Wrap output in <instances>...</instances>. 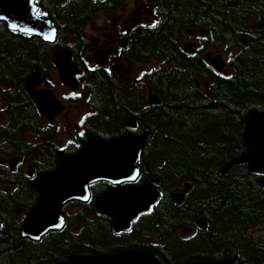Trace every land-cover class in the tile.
Wrapping results in <instances>:
<instances>
[{
  "label": "trees",
  "instance_id": "1",
  "mask_svg": "<svg viewBox=\"0 0 264 264\" xmlns=\"http://www.w3.org/2000/svg\"><path fill=\"white\" fill-rule=\"evenodd\" d=\"M124 1L112 0L109 4L122 5ZM38 2L41 11L48 14L45 18L57 30L54 43L13 32L7 24L0 23V108L3 109L0 140L6 139L2 145L7 149L13 145L15 152H19L18 143L26 132H43L44 119L28 97L25 83L37 68L45 77L52 67L54 51L67 50L83 72L82 83L88 87L96 85L97 89H90V93L96 95L99 91L107 97L102 102L94 100L98 119L89 125V133L97 135L102 119L110 120L109 116H102V103L108 105L111 117L116 111L121 117L127 113L124 109L130 111V117L149 130L142 158L137 163L139 182L158 179L156 188L161 192L156 207L133 224L132 236L114 234L108 217L97 214L91 204L80 206L70 214L69 222L81 223L86 213V229L70 237L74 241L70 253L108 256L138 249L154 253L163 264L220 261L234 256L238 257L235 264H264V237L249 235L264 224V188L260 175L250 172L247 165H237L222 173L228 162L246 151L243 140L246 115L253 110L264 112V0H141L140 5L151 8L157 26L137 27L126 52L136 61L158 64L141 80L100 70L91 73L77 60L82 53L79 41L84 36V26L97 10H105L108 4L99 8L100 4L93 0ZM86 5L91 8L83 10ZM187 28H206L214 44L221 42L228 50L239 48L237 54L229 56L228 74L213 70L203 57L184 54L180 39ZM145 41L144 47L149 45V51L134 50V44ZM140 53L148 56L140 58ZM147 89L153 95L149 113L143 108L140 112L128 107L115 95L116 90L126 91L128 101H138L132 93H144ZM6 118L9 121L3 123ZM118 132L109 133L105 141L119 136ZM0 154L4 158L5 154ZM12 155L10 152L9 156ZM185 184H190L191 189L184 201L177 204L173 194ZM99 185L104 191L111 188L106 182ZM198 220L208 225L206 230L196 226ZM144 221L148 224L141 227ZM181 227H190L191 233L183 235ZM165 228L176 235L167 240ZM109 229L114 238L109 237ZM143 230L152 234L147 247L120 240L137 238L134 233L141 234ZM10 235L0 234V264H16V259L25 261L28 256L27 252L17 253L25 246H19L14 234ZM167 243L170 248L164 249Z\"/></svg>",
  "mask_w": 264,
  "mask_h": 264
},
{
  "label": "water",
  "instance_id": "2",
  "mask_svg": "<svg viewBox=\"0 0 264 264\" xmlns=\"http://www.w3.org/2000/svg\"><path fill=\"white\" fill-rule=\"evenodd\" d=\"M35 2L36 0H0V17H6L0 20H4L10 29L11 24H17L20 29L34 28L31 35L42 38V34L37 35L36 33L41 30L45 34L54 33L52 41L46 40L54 42L57 35L56 28L46 18L37 20L33 9H39V7ZM201 33L203 34L204 31ZM189 48L186 46L187 50ZM53 62L59 69L60 81L75 88L77 82L74 76L80 74L81 71L72 63L71 53L66 50H57L53 55ZM212 63L219 71L224 67L221 57L213 59ZM41 84L38 69L26 82V88L40 112L51 121L52 116L60 113L63 106L54 98L51 91L35 93L34 89ZM127 124L134 125L131 122ZM145 140L146 135L142 137L127 135L109 142L90 139V143L86 144L75 156L64 157L61 153L58 169L41 176L33 183L41 198L38 205L28 213L25 219L24 236H27L29 230L36 226L39 230L31 238L39 237L50 229L62 228L65 223L61 214L62 206L74 198L86 201L83 197H88V185L101 180L116 185V188L94 201L96 212L112 220L115 232L129 230L137 216L148 211L158 200L159 193L153 187L157 184V180L127 187L121 186V183H113V181H132L127 180V177L131 175L138 177L139 171L135 167V161L140 158ZM244 143L246 152L228 162L222 168V172L226 173L237 165H247L250 172L261 175L260 183L264 187V112L254 110L246 116ZM95 161L97 164L94 163ZM188 190L189 185L187 184L183 192L174 194V201L177 204L182 203ZM197 226L205 228L206 223L201 220L197 222ZM236 261L237 257L218 262L193 264H235ZM59 264H162V262L153 253L130 250L101 257L72 255L67 261Z\"/></svg>",
  "mask_w": 264,
  "mask_h": 264
},
{
  "label": "flooded vegetation",
  "instance_id": "3",
  "mask_svg": "<svg viewBox=\"0 0 264 264\" xmlns=\"http://www.w3.org/2000/svg\"><path fill=\"white\" fill-rule=\"evenodd\" d=\"M126 2L127 0L123 5H114L105 10H97L93 14V17L87 21L86 25L89 31L88 33L85 32V37L81 38L80 41L83 43L87 40L88 42H94L96 47L99 48L97 51L80 53L77 60L89 72L92 73L97 70L105 72L104 69L106 68L111 71H116L120 64L127 65L128 70L131 71L135 64H139V62H135V60L132 59V55L126 52V49L131 39L132 31H134L137 26L149 24L147 21L148 17L147 13H139L138 9L137 11L134 10V8L136 9L134 0H129L128 4L125 5ZM99 20L103 23V30L100 33V37L93 40L91 33L93 32L92 30L97 29V25L92 26V24ZM194 37H196V35ZM145 43L146 41L134 44V50L149 51V45L144 47ZM192 43L195 45L193 52H199L198 42ZM140 44L143 45V48L140 47ZM94 55L95 57H93ZM143 56L147 57L148 54H139L140 58ZM89 66L97 67L98 69L95 70L89 68ZM64 88L66 100H62L60 97L58 99L64 104L65 110L61 114L55 115L53 122L47 121L44 118L48 124L45 122L43 123L42 133H33V135L29 137L27 143H32L31 146H23V141L18 143L22 153H24L26 157L23 158V155H21L20 161L18 158L13 157L15 161H13L12 164L10 157H8L5 158L8 160L7 163L0 164V170L5 169L3 173H0V182L3 179L6 181V184L0 183V200L10 199L8 202L0 201V225L4 226L0 228V234L5 237H11L12 235L10 234H14L18 239L17 244L25 246L23 254L30 251V259L32 260L28 262L32 264H58L66 261L69 256L67 254H71L69 249L72 247V243L68 244V240L71 236L81 234L82 229L85 228L87 224V214L84 213L81 223H76L71 227L62 229H50L42 234L39 240L29 239L23 236L24 220L27 214L40 200V194L32 188V182L39 175L41 176L37 171H41L44 168H49V172L55 170L59 164L60 152L65 156L77 155L80 150L90 142L91 137L105 140L106 135L116 132L121 128V133H133L132 131H134L135 133L133 134H141L146 130L143 128V125H140V128H138L139 123H142L130 117L131 112L127 109H124L127 113L124 112L125 114L122 117L121 113L117 111L116 113L114 112L111 117L107 109L108 105L102 103V116H109L112 120L107 122L105 119H102L100 125L97 126V135H91L89 133V117L92 116L94 120H97L98 113L95 112L91 106L92 101L89 89L96 90V85L83 88L79 82V87L76 91L69 90L65 86ZM73 92L78 95L73 96ZM102 96L106 97V95L101 93L97 95L99 99H101ZM141 104L142 103H139L137 105ZM74 111L75 116L73 117ZM130 119H134L135 121V126L132 129L127 125V122L125 124V121H129ZM5 147L7 146H0V153L9 154L13 151L11 148L7 149ZM17 153L19 155V152ZM51 161L53 162V166H48ZM20 163L22 164L20 165ZM8 167L10 169H6ZM7 176L10 178H7ZM21 178L24 181H21ZM124 185L127 186V183ZM109 187L111 188L104 191L99 184H92L90 187L91 197L89 201L82 203L78 200H71L67 204H72L75 210L84 204H91L94 207L93 200L113 189L112 185H109ZM20 210H22V212H20ZM68 210H64L66 221H70V212ZM53 235H58L59 242L62 243L66 250L64 255L56 259H54L55 255L53 254L54 249L51 248V243L54 244V242L51 241L50 238ZM141 237L146 238L143 234H141ZM127 239V237L120 238V240L124 241Z\"/></svg>",
  "mask_w": 264,
  "mask_h": 264
},
{
  "label": "rangeland",
  "instance_id": "4",
  "mask_svg": "<svg viewBox=\"0 0 264 264\" xmlns=\"http://www.w3.org/2000/svg\"><path fill=\"white\" fill-rule=\"evenodd\" d=\"M86 7L87 6H83L82 7V9L83 10H86ZM134 10L135 11H137V9H135L134 8ZM97 29H94V30H92L93 32L91 33L92 34V36H93V40L94 39H97V38H99L100 37V33L102 32V30H103V23H102V21H98V23H97V27H96ZM188 30H192V28H187ZM97 30V31H96ZM264 30V29H263ZM185 35L186 34H184V32H183V34H182V36H181V39H180V43H181V45H184V44H186V42L188 41V40H192V42H196V40H198L196 37H187V38H185ZM191 38H193V39H191ZM209 39H211L210 37H209ZM199 41V40H198ZM94 47H96V45H94V44H92V42L90 41L89 43H87L86 44V48L87 49H89V50H93V51H97V49L96 50H94L93 48ZM183 47V46H182ZM207 50H209V51H211L213 54H215L216 56H219V55H221L222 56V58L224 59V60H227L228 59V53H233V54H237L238 53V49L239 48H234V49H232V50H228L227 49V47L226 46H224L221 42H217L214 46H213V44H212V40L207 44ZM191 48H193V47H191ZM197 52V51H196ZM198 54H199V52H198ZM157 65V62H154L153 64H151V65H141V64H136L134 67H133V69L131 70V71H129L128 70V66L127 65H124V64H120L119 65V67H118V70L120 71V73L122 74V75H124V76H126V77H128V78H130V77H134L140 70H145V69H150L149 67H153V66H156ZM226 71H224V73H225ZM43 78V73H41V75H40V79H42ZM47 79L51 82V83H53V86H55V90H54V92H55V94H56V96L59 98V97H61L62 96V94H64V91H65V88H63V86L60 84V82H59V78H58V71H57V69L55 68V67H53V68H50L49 70H48V72H47ZM60 85H61V87H60ZM40 89H43V88H40ZM103 94L102 92H99V91H97V94H96V96H94V98H93V101H92V103L93 104H95L94 103V100L96 99V100H98V102H102V100H105V97H101V99H99L98 97H97V95L98 94ZM125 93H126V91H125ZM116 94H117V97L119 98V93H118V90H116ZM135 94V92H133L132 93V95H134ZM126 95H128L127 93H126ZM138 104V103H137ZM75 116V111L73 112V117ZM92 120L93 119H91L90 121H89V125H92ZM112 119H110V120H108V121H111ZM126 122H129L128 120H126L125 121V124H126ZM117 133V132H116ZM119 133V132H118ZM33 135V134H32ZM32 135H28L27 137H26V140H28L29 141V137L30 136H32ZM146 135V140H145V142L147 141V139H148V136H149V132H143V133H141L138 137H142V136H145ZM121 137H124V135L123 136H118L117 138H121ZM145 142H144V145H145ZM11 148H13V151L12 152H15L16 151V147L15 146H13L12 145V147ZM19 151H21L22 152V150H21V148H20V150ZM16 156V158L18 157V155L16 154L15 155ZM48 166H53V162L51 161L49 164H48ZM143 182V180L141 181V183ZM158 184H159V181H158V183H157V186H158ZM157 191H158V189L155 187V186H153ZM66 209L68 210L69 209V211H72V212H74V211H76L75 210V208H74V206H71V205H67L66 206ZM111 220V219H110ZM198 221H201V220H198ZM203 221V220H202ZM196 223V222H195ZM111 224H113V222H112V220H111ZM148 224V222H146V221H144L140 226L141 227H143V226H146ZM181 224H179V225H177V226H175V227H179ZM207 224H206V227L205 228H200L201 230H206L207 229ZM181 230H184V231H189V232H191V228L190 227H181L180 228V231ZM110 233H109V237L110 238H114L113 237V234H112V232H111V230L109 229L108 230ZM137 233V235H138V237L137 238H132V239H127V241L126 242H128L129 244L132 242V244H143L145 247H147L148 245H149V243H150V241L148 240V238L146 237V238H144V237H141V234H140V231H136L134 234H136ZM170 234V235H169ZM172 234H173V236H175L176 235V232L175 231H173L172 230V232H170V231H168L167 230V228H165L164 229V236L166 237V239L167 240H170L171 239V237H172ZM250 235L253 237V238H260V237H264V224L261 226V229L260 230H258V231H256V232H250ZM59 238H58V235H53L51 238H50V240L51 241H53L54 242V244L53 243H51V248H53L54 250H53V254L55 255L54 257V259H56L57 257H60V256H62V255H64V253H65V248L63 247V245H62V243L61 242H59V240H58ZM73 239H71L70 238V240H68V243H72V245H73ZM74 244H76V242L74 243ZM94 245L96 246V247H98L97 246V244L96 243H94ZM116 245H118V243L116 244ZM20 246V245H19ZM166 248H170V245H169V243H167V245L166 246H164V249H166ZM143 251V250H142ZM23 252H24V248H22L19 252H17V253H22L23 254ZM147 252V251H146ZM27 253H28V256L26 257V260L24 261V258H20V259H16V261H14L16 264H19V263H23V264H29V262H30V260H32V259H30V256H31V253H30V251H27ZM46 254H49V253H46ZM68 255V254H67ZM29 261V262H28ZM54 261V260H53Z\"/></svg>",
  "mask_w": 264,
  "mask_h": 264
},
{
  "label": "bare ground",
  "instance_id": "5",
  "mask_svg": "<svg viewBox=\"0 0 264 264\" xmlns=\"http://www.w3.org/2000/svg\"><path fill=\"white\" fill-rule=\"evenodd\" d=\"M40 11H41V9H40ZM4 23V20H0V23ZM5 24H7V23H5ZM24 34V33H23ZM28 36H35V37H39V36H36V35H28ZM67 51V50H66ZM52 62H53V58H52ZM75 80L76 81H80V80H78V79H76L75 78ZM25 88H26V83H25ZM26 91H27V88H26ZM34 91H35V93H40L41 92V90H39V89H37V88H35L34 89ZM27 94H28V91H27ZM28 97L31 99V101L34 103V105L37 107V105H36V103H35V101L32 99V97L28 94ZM38 108V107H37ZM38 110H39V108H38ZM39 112H40V110H39ZM40 114H41V116H42V113L40 112ZM129 122H131V121H129ZM132 123V122H131ZM131 126H133V125H131ZM133 132V131H132ZM90 143V142H89ZM88 143V144H89ZM143 150H144V148L142 149V153L141 154H143ZM21 155H23V157L25 158V155H24V153H20ZM10 157V160H11V164L13 163V161H15L14 160V155H12V156H9ZM101 157V156H100ZM5 163H7V161L5 160V157L4 158H0V164H5ZM95 164H97V162L95 161L94 162ZM17 165V164H16ZM21 167V166H20ZM20 167H19V169H20ZM6 169H10L9 167L8 168H6ZM5 170V169H4ZM41 176L39 175L38 177H37V179L38 178H40ZM128 180V179H127ZM125 181V180H124ZM1 184H6V181H2V182H0ZM32 183H34V181L32 182ZM126 183H127V186H131V185H133V182L132 181H126ZM91 185L92 184H89L88 185V189H87V195H88V199L85 201V202H87V201H89L90 200V197H91V195H90V187H91ZM107 185L109 186L110 184L109 183H107ZM32 188L35 190V191H37L38 193H39V191L37 190V189H35V187L33 186V184H32ZM116 187H113V189H115ZM112 189V190H113ZM109 191H111V190H109ZM109 191H107V192H109ZM106 192V193H107ZM105 193V194H106ZM40 194V193H39ZM104 195V194H103ZM102 195V196H103ZM40 198H41V195H40ZM99 198V197H98ZM97 199V198H96ZM95 199V200H96ZM95 200H93V205H94V201ZM38 205V204H37ZM36 205V206H37ZM35 206V207H36ZM34 207V208H35ZM154 207H156V204L154 205ZM33 208V209H34ZM32 211V210H31ZM24 223H25V220H24ZM55 229V228H54ZM59 229H62V228H59ZM133 229H134V227L133 226H131V228L129 229V230H123V231H120L119 233H130V235L132 236V232H133ZM39 230V227L38 226H36L35 228H33V229H31V230H29V232L27 233V236H24V233H23V236L24 237H26V238H29V239H35V238H31V237H33V235L37 232ZM112 231H113V233H118V232H115L114 230H113V224H112ZM41 236V235H40ZM39 236V237H40ZM132 250H134V249H132ZM144 252H146V251H144ZM160 260V259H159Z\"/></svg>",
  "mask_w": 264,
  "mask_h": 264
},
{
  "label": "snow or ice",
  "instance_id": "6",
  "mask_svg": "<svg viewBox=\"0 0 264 264\" xmlns=\"http://www.w3.org/2000/svg\"><path fill=\"white\" fill-rule=\"evenodd\" d=\"M93 2H95V0H93ZM33 11L36 13V18H37V20H40L41 18H43V17H46L48 14L46 13V12H42V11H40L39 9H33ZM0 19H6V17H0ZM148 26H150V27H153V28H155L157 25H156V23H151L150 25H148ZM10 27H11V29H12V31L13 32H15V31H17V30H19V31H21V32H23L25 35H30V34H32L33 32H34V28H22V29H20L19 28V26L17 25V24H11L10 25ZM37 35H43V39L44 40H47V41H52L53 39H54V33H52L51 35L50 34H45V33H43L42 32V30H41V32H38V33H36ZM104 71L105 72H108L109 73V75H111V70L110 69H104ZM140 77H138V79H139ZM72 95L73 96H77L78 94L77 93H75V92H73L72 93ZM0 111H3V109L2 108H0ZM259 174V173H258ZM136 178H137V176L136 175H131V176H128L127 177V179L128 180H132V181H135L136 180ZM124 181H113V183H123ZM85 200H87L88 199V197H83ZM62 222V221H61ZM2 227H4L3 225H0V228H2ZM57 227H59V225H57ZM117 235H120V233L118 232V233H116ZM35 239H37V240H39L40 239V237H35Z\"/></svg>",
  "mask_w": 264,
  "mask_h": 264
}]
</instances>
